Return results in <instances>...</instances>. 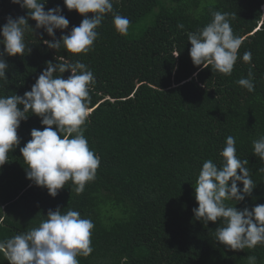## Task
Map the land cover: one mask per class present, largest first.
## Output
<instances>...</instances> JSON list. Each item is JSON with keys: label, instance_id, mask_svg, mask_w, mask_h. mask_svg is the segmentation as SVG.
I'll return each mask as SVG.
<instances>
[{"label": "trees", "instance_id": "16d2710c", "mask_svg": "<svg viewBox=\"0 0 264 264\" xmlns=\"http://www.w3.org/2000/svg\"><path fill=\"white\" fill-rule=\"evenodd\" d=\"M56 5L69 20L67 29L55 30L59 39L84 17L63 0H48L45 10ZM113 11L130 20L127 34L117 32L113 15L106 14L87 54L63 46L49 49L43 41L52 37L29 19L34 30L26 29L25 43L31 52L3 57L9 65L8 80H0L4 97L23 96L46 62L60 63L61 57L79 60L93 72L91 114L83 127L101 163L82 193L69 180L50 196L26 177L20 148L32 129L46 127L29 113L17 130L20 144L0 166V241L38 227L48 210L59 206L62 213L70 208L95 225L93 252L77 257L79 264H249V256L264 264V244L230 250L215 240L222 219L204 225L193 213L202 165L208 159L222 165L220 153L230 135L237 157L248 160L256 187L243 201L226 204L238 210L264 205V160L253 152V141L264 135V0H113ZM215 11L232 14L233 33L243 40L231 75L195 66L189 55L188 33L209 24ZM27 12L0 0V26L7 16ZM245 51L252 53L251 64L242 60ZM250 68L253 92L237 84L248 78ZM70 74L54 75L67 79ZM0 264H9L3 253Z\"/></svg>", "mask_w": 264, "mask_h": 264}, {"label": "clouds", "instance_id": "9594fccd", "mask_svg": "<svg viewBox=\"0 0 264 264\" xmlns=\"http://www.w3.org/2000/svg\"><path fill=\"white\" fill-rule=\"evenodd\" d=\"M47 2L11 0L28 12L26 16L16 18L9 15L5 18L6 23L0 26V45L4 46L0 52V80H8L6 71L9 65L3 58L5 54L23 56L31 52L25 43L26 29L34 30L29 19L36 22L35 29L43 28L52 37V40L43 41L49 49L58 51L63 46L73 54H87L92 50L99 35L96 29L106 14L113 15L117 32L121 35L128 32L130 20L113 11V0H63L68 10H76L84 18L79 26L57 39L55 30L67 29L69 20L62 14L60 5L46 11ZM89 13L91 17L87 15ZM231 15L215 11L209 24L188 33L189 55L195 66H211L219 73L231 75L243 43L242 38L233 33ZM177 27L183 29L184 25L178 24ZM61 60L60 63L47 61L31 90L23 96H0V166L8 161V153L20 144L17 130L21 121H26L29 113L40 117L41 124L46 127L32 129L31 139L20 148V152L28 165L26 177L37 186L47 188L52 197L69 180L76 186L75 192L82 193L85 185L95 180L101 163L100 156L90 150L83 127L91 114L90 89L96 83L95 76L79 60L71 62L63 57ZM242 60L251 64L252 53L245 51ZM57 72L71 74L64 79L62 75H54ZM237 84L248 92L255 90L251 68L248 78L239 79ZM236 151V139L230 135L220 153L222 165L218 166L211 159L203 163L195 187L198 207L193 213L195 219L203 221L204 225L222 219V226L215 229V240L230 250L239 251L264 244V205L238 210L226 204V201H243L256 187L246 167L248 160L239 159ZM253 152L264 160V135L253 141ZM238 182L242 183V189L238 188ZM94 227V223L82 218L80 212L69 208L62 213L57 206L54 211L48 210L47 219L38 227L0 241V253L9 264H79L77 257H87L93 252L91 236ZM248 260L249 264H256L255 256H249Z\"/></svg>", "mask_w": 264, "mask_h": 264}]
</instances>
